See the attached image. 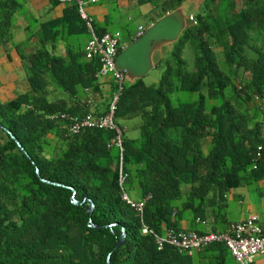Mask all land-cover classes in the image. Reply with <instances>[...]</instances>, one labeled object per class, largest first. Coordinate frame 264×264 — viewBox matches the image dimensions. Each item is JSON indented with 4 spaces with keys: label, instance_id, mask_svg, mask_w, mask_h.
<instances>
[{
    "label": "trees",
    "instance_id": "trees-1",
    "mask_svg": "<svg viewBox=\"0 0 264 264\" xmlns=\"http://www.w3.org/2000/svg\"><path fill=\"white\" fill-rule=\"evenodd\" d=\"M181 1L158 0L154 19ZM204 1L195 24L154 61L155 83L110 78L100 101L99 62L83 57L88 34L76 3L63 2L60 19L40 21L27 0H0V44L17 48L28 81L0 102V264H237L223 242L188 252L158 247L153 236L206 232L197 224L182 230L186 217H210L211 230H224L225 193L264 182V0ZM20 31L25 41H15ZM118 89L112 122L122 136V190L143 200L141 212L121 199L114 130L67 128L88 112L105 113Z\"/></svg>",
    "mask_w": 264,
    "mask_h": 264
},
{
    "label": "built area",
    "instance_id": "built-area-1",
    "mask_svg": "<svg viewBox=\"0 0 264 264\" xmlns=\"http://www.w3.org/2000/svg\"><path fill=\"white\" fill-rule=\"evenodd\" d=\"M58 2L70 1V0H56ZM77 5V12L80 19L89 34L85 41L83 54L85 59L95 58L99 62V69L96 76L99 78L110 77L118 85L123 78V71L119 70L115 64V57L118 52V37L117 33L102 32L96 34L92 29L91 18L85 12L83 6L85 2L83 0H74ZM94 1V0H89ZM141 31V26H137V35ZM119 92L113 93L111 100L108 103V109L105 113L92 116L88 112L82 119L76 120L74 123L67 127L71 132L77 131L80 126H98L106 127L115 130L114 141L119 146L120 130L113 122V112L115 108V101ZM89 103V102H88ZM260 147L257 146V150ZM259 156V152L256 151L255 157ZM118 175L117 182L121 190V199L126 201L131 207H134L138 212L142 210L143 200L139 202L131 201L126 193L122 190V184L125 181L126 174L122 170L121 156L119 155L118 162ZM255 165H252L254 168ZM197 220V219H196ZM256 215H249L246 218L230 223L228 230L225 232L209 231L205 233H196L194 231H179L174 232L170 229L165 230L163 235L153 234L154 239L158 247L166 242L172 246L183 248L188 252L191 249H199L210 242H223L228 248L230 255L233 257L237 264H253V258L255 256L262 255L264 253V232L261 226L258 224ZM203 223V221H200ZM142 232H150L149 229L143 227ZM264 263V262H263Z\"/></svg>",
    "mask_w": 264,
    "mask_h": 264
},
{
    "label": "crops",
    "instance_id": "crops-1",
    "mask_svg": "<svg viewBox=\"0 0 264 264\" xmlns=\"http://www.w3.org/2000/svg\"><path fill=\"white\" fill-rule=\"evenodd\" d=\"M83 1H86L84 10L91 17L93 27L108 32H110L109 30H107L108 18L110 13L116 12L120 13L121 15L126 14V20H131V17L128 15V10L132 8V6H134V8L135 6H137L138 9L139 7L142 8L147 4V2L143 4L138 3V0H95L94 2H88L87 0ZM198 1L201 0H187L186 3L191 4L193 7H196V3ZM69 3H56L54 5H51L48 0H27V7L34 11V16L38 17L40 21H49L60 19L63 14L64 7ZM138 11H140V9H138ZM74 28L75 27H73V29ZM131 38L132 37H129L127 42H129ZM82 42H85V38L83 37ZM16 65L20 67L21 62L17 55V52H15V50L12 48V44L9 42L1 43L0 102L14 97L15 94L11 91L14 89V87L19 88V92L28 89V81L26 80V77L22 80V82L18 80L17 74L14 72V67ZM260 132L261 137L264 138V116L261 118ZM257 185L258 186L254 187L253 185L248 186L246 184H242L228 190V192L225 193L226 204L222 210L224 221L221 222L223 226L222 228H224V230L214 232H225L228 230L230 223L238 222L249 215L257 216L258 224L261 226L264 232V193L262 188L264 185L263 180H259ZM201 221H203V223L200 222V220H191L186 217L179 221V226L182 230H189L190 226H195V224H197L201 225L206 232L213 231L210 229V227L212 225H215V223L212 222L210 217H206ZM207 224L208 227L206 226ZM263 262L264 253L253 258V264H264Z\"/></svg>",
    "mask_w": 264,
    "mask_h": 264
},
{
    "label": "water",
    "instance_id": "water-1",
    "mask_svg": "<svg viewBox=\"0 0 264 264\" xmlns=\"http://www.w3.org/2000/svg\"><path fill=\"white\" fill-rule=\"evenodd\" d=\"M184 28L185 19L180 9H175L162 15L154 22L150 23L140 36L121 48L116 56V67L124 71V76L125 78H129V81L134 78L142 77L153 66L152 55L154 51L159 49L162 45L176 40L177 36ZM5 131L9 133V136L13 138L19 149L23 151L21 144L18 143L7 129H5ZM71 202L79 204L82 201H77L71 197ZM92 208L93 204L89 202V213ZM91 226L95 225L91 223ZM123 236L124 233H121V237L116 242V245L122 242Z\"/></svg>",
    "mask_w": 264,
    "mask_h": 264
},
{
    "label": "rangeland",
    "instance_id": "rangeland-1",
    "mask_svg": "<svg viewBox=\"0 0 264 264\" xmlns=\"http://www.w3.org/2000/svg\"><path fill=\"white\" fill-rule=\"evenodd\" d=\"M154 8H157V6L154 5ZM154 8H153V4L151 5L150 3H147L142 8L139 7L138 9H140V11H138L137 6H135V8L134 6H132V8L128 10V15L131 17V20H126V14L121 15L120 13H116V12L110 13L108 18L107 30H109L110 32H116L119 43L123 45L128 41L129 37H131L132 32L136 30V26L138 24H141V26L146 27L148 24L152 22L154 16H151L150 13H153L155 10H157ZM189 11L197 12L196 9H191L190 6L186 5V7L184 8V12L188 13ZM128 33H130L129 34L130 36L128 35ZM19 35L21 37H19ZM18 38H20L19 40L24 39L23 41H25L26 33H23L21 31L19 33H15L14 39L17 41ZM60 45L62 44L60 43ZM17 47L18 50H20L21 46H17ZM12 48L15 50V52H17L16 51L17 48L15 46H13ZM58 50L59 51L63 50V46H60ZM166 53L167 51L165 53L163 52L161 57L164 58L166 56ZM182 57L186 61L187 68L190 69L192 65L193 52L189 43L185 44V46L183 47ZM161 61L159 65L161 64ZM14 72L17 74L18 80H20L21 82L23 79H25V72L23 70L22 65H20V67L16 65L14 67ZM159 72L160 69H158L157 67H152L145 75H143L140 78L145 84H153L157 81ZM107 80L109 79H107L106 77H103V79L98 78V81L101 82L100 89L102 92V97L100 98V101L106 100L105 91L108 89V84H109ZM127 81H129V78L126 77L124 82ZM0 85H1V81H0ZM11 91L14 94H17L19 93L20 89L14 87V89ZM107 96H109V94H107ZM125 134H127L130 137H135L137 135V129H128ZM181 189L182 190L186 189V186L182 185ZM128 195L132 200L137 198L134 192L129 191ZM206 226L208 227V224Z\"/></svg>",
    "mask_w": 264,
    "mask_h": 264
},
{
    "label": "clouds",
    "instance_id": "clouds-1",
    "mask_svg": "<svg viewBox=\"0 0 264 264\" xmlns=\"http://www.w3.org/2000/svg\"><path fill=\"white\" fill-rule=\"evenodd\" d=\"M49 1V0H48ZM70 1H72V0H70ZM74 1V0H73ZM88 2H91V1H89V0H87ZM95 1V0H94ZM94 1H92V2H94ZM129 1H135V0H129ZM186 1L187 0H182L181 1V3L178 5V6H176V7H174L173 9H170V10H166L162 15H164V14H166V13H169V12H171V11H173V10H175V9H180L181 11H182V13H183V15H184V19H185V27L187 26V25H190V24H195V17H194V14H196L197 12H199L200 11V9H201V7L203 6V4H204V0H201V1H198L197 3H196V7H193L191 4H187L186 3ZM64 2H69V1H64ZM75 2V1H74ZM86 2V1H85ZM157 2H158V0H153L152 1V4H153V8H154V5H156L157 6ZM57 3H63V2H58L57 1ZM147 3H150L151 4V2H147ZM151 4V5H152ZM85 5V4H84ZM186 5H188V6H190V8L191 9H196L197 10V12H191V11H189L188 13H185L184 12V8L186 7ZM83 8H84V6H83ZM154 9H157V10H155L153 13H150V15L151 16H154V15H156V12L158 11V8H154ZM78 13V12H77ZM161 15V16H162ZM79 16V15H78ZM89 16V15H88ZM161 16H159V17H161ZM90 17V16H89ZM155 17V16H154ZM159 17H157L156 19H158ZM80 18V17H79ZM91 18V17H90ZM156 19H153L152 20V22H154ZM151 22V23H152ZM91 25H92V19H91ZM149 25V24H148ZM147 25V26H148ZM137 26H141V24H139V25H137ZM137 26H136V30H134V32H133V35H131L132 36V38H131V40L130 41H132V40H134V39H136L138 36H140L144 31H145V29H146V27H143V26H141V31H140V33L137 35L136 33H137ZM85 27V26H84ZM86 29V28H85ZM92 29L94 30V28H93V25H92ZM87 31V30H86ZM95 32V31H94ZM103 32H108V31H103ZM88 33V32H87ZM96 33V32H95ZM109 33H114V32H109ZM97 34V33H96ZM101 34V33H100ZM88 36H89V34H88ZM87 40V39H86ZM85 40V41H86ZM129 41V42H130ZM175 41V40H174ZM118 43H119V41H118ZM128 43V42H127ZM127 43H124L123 45L122 44H120L119 43V45H118V52L121 50V48L125 45V44H127ZM84 44H85V42H84ZM167 44H170V43H167ZM167 44H164V45H162L159 49H156L155 51H154V53H153V55H152V62H153V66H154V61L157 59V58H159L160 56H161V51H162V49H163V47L165 46V45H167ZM83 48H84V45H83ZM118 52H117V54H118ZM117 54H116V56H117ZM83 57H84V54H83ZM115 63H116V57H115ZM152 66V67H153ZM98 71V70H97ZM121 71H123V70H121ZM95 76H96V74H95ZM97 77V76H96ZM107 79H110V77H107V76H105ZM99 77H97V79H98ZM99 79H103V77L102 78H99ZM124 80H125V76H124V71H123V78H122V81L124 82ZM116 92H119V89L117 90V91H115V92H113V93H116ZM112 93V94H113ZM112 94H111V96H110V100H111V97H112ZM92 98L93 97H91V98H89L88 100H87V102H89V103H91L93 100H92ZM114 130V129H113ZM114 132H115V130H114ZM119 138H120V144H121V142H122V136H121V131H120V133H119ZM112 139H114V136L113 137H111L110 139H109V143L110 144H113V145H115V146H117L118 148H119V150H120V153H119V155L121 156V149H120V144H119V146L118 145H116L115 143H114V141H111ZM259 146V145H258ZM260 147V146H259ZM256 149H257V147H256ZM256 151H258V150H256ZM118 162V161H117ZM125 174H127L126 172H124ZM125 179H126V177H125ZM143 227H145V226H143ZM142 227V228H143Z\"/></svg>",
    "mask_w": 264,
    "mask_h": 264
}]
</instances>
